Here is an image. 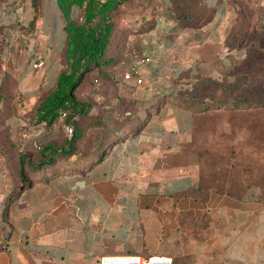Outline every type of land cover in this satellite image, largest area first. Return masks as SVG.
Here are the masks:
<instances>
[{
  "label": "crops",
  "instance_id": "0c3cea01",
  "mask_svg": "<svg viewBox=\"0 0 264 264\" xmlns=\"http://www.w3.org/2000/svg\"><path fill=\"white\" fill-rule=\"evenodd\" d=\"M2 1L0 264H109L111 258H125V264L134 258L139 264H264V185L203 181L191 148L196 112L179 100L162 99L177 91L162 90L144 105L149 116L137 133L130 132L143 118L111 129L124 131V138L83 171L60 168L23 186L19 157L26 152L9 134L18 119L9 110L19 113L23 105L32 111L53 89L67 65L66 21L57 0H17L30 1L27 20L37 38L26 39L5 23ZM149 1L116 17L119 33L110 49L116 60L99 75L119 79L111 67L145 56L141 76L152 87L187 78L190 86L202 78L233 79L248 52L232 45L246 19L243 0H177L183 16L173 0ZM256 5L262 10L256 28L264 30V0ZM39 57L45 66L34 68ZM60 123L65 130L74 126L59 117L37 128ZM47 144L53 143L37 148V155Z\"/></svg>",
  "mask_w": 264,
  "mask_h": 264
},
{
  "label": "rangeland",
  "instance_id": "374dc122",
  "mask_svg": "<svg viewBox=\"0 0 264 264\" xmlns=\"http://www.w3.org/2000/svg\"><path fill=\"white\" fill-rule=\"evenodd\" d=\"M258 2L260 0H243L245 28L249 32L257 29L259 15L262 12L261 7L256 5ZM2 4L1 13L10 29L15 26L14 28L25 35L26 39L37 38L36 32L31 33L27 20L31 10L30 1L3 0ZM173 4L172 8H175L174 1ZM75 17L81 20V10L75 11ZM144 57H140L138 61ZM137 62L134 61L126 67L124 60L122 62L124 69L120 68L121 66L115 69L111 67L113 72L119 74V79L92 73L77 89L76 97L93 106L92 113L77 120L76 127L82 133V137L76 143L77 151L90 152L97 139L111 129L133 124L139 118L146 120L149 114L144 112V105L154 102L162 90L178 92L191 88L190 83L193 82H189L188 78L171 82L165 87L150 86L154 84L153 81L144 76V84L140 86L123 83L120 80L122 74ZM263 64L257 60L249 68L248 79L245 82L249 84L248 94L251 99H254L253 95L260 90V86L264 87ZM96 78L100 80L97 87L94 85ZM22 107L23 105L19 113L16 110H9L10 115L17 114L20 120L17 119L8 129L10 135L18 138L19 150L34 154L37 148L46 143L60 147L71 140L72 136L67 134L64 124H57L53 128H37L32 111L28 108L24 110ZM195 119L191 148L199 156L203 181L222 185L228 183L264 185V102L240 103L235 106L226 103L222 106L209 107L196 112ZM1 122L0 128L5 131L3 121ZM18 122L22 124L16 125Z\"/></svg>",
  "mask_w": 264,
  "mask_h": 264
},
{
  "label": "trees",
  "instance_id": "16d2710c",
  "mask_svg": "<svg viewBox=\"0 0 264 264\" xmlns=\"http://www.w3.org/2000/svg\"><path fill=\"white\" fill-rule=\"evenodd\" d=\"M173 1L175 10L183 16L185 7L177 0ZM149 2V0H57L66 21L67 65L58 75L53 89L32 110L33 121L36 124L53 125L60 112L65 111L67 120L73 121L75 130L71 140L60 147L47 144L40 148L38 155L20 154L19 173L24 187L48 171L57 172L60 168L69 166L83 171L93 164L94 160L99 161L116 141L124 138V131H110L97 139L90 152L77 151L76 143L82 137V133L76 127V117L88 116L91 104L79 100L76 91L84 83L87 75L93 72L100 74L104 67L115 62L116 58L110 54V49L119 33L116 17L123 10L128 12L143 8ZM33 3L36 5L37 0H33ZM76 10H81L80 21L75 17ZM245 21L238 26V33L234 35L232 45L247 48L248 52L244 60L235 65L232 80L202 78L189 90H179L175 95L163 96V101L179 100L195 112L226 103L235 106L240 103L264 102V87L260 86V90L253 95L254 99H251L248 94L249 84L245 82L248 79L249 68L257 60H260L261 64L264 63V30L254 28L249 32L245 28ZM143 124L144 120L130 133H137ZM81 165L84 166L81 168Z\"/></svg>",
  "mask_w": 264,
  "mask_h": 264
},
{
  "label": "built area",
  "instance_id": "2783aa9c",
  "mask_svg": "<svg viewBox=\"0 0 264 264\" xmlns=\"http://www.w3.org/2000/svg\"><path fill=\"white\" fill-rule=\"evenodd\" d=\"M148 60H149L148 57H144V58L140 59L130 69H128L127 71L124 72L123 79L126 82H129V83L131 82L135 85H141L143 83V78L141 76L142 65H143V63L147 62ZM33 66H34V68H41V67L45 66V60L43 58L39 57L33 62ZM97 81L98 80H95V82H97ZM59 117L63 118V119L66 118L67 112L61 111ZM66 131H67L69 136H72L74 133L73 124H68L66 126ZM138 264H139V262H138Z\"/></svg>",
  "mask_w": 264,
  "mask_h": 264
},
{
  "label": "water",
  "instance_id": "95a60500",
  "mask_svg": "<svg viewBox=\"0 0 264 264\" xmlns=\"http://www.w3.org/2000/svg\"><path fill=\"white\" fill-rule=\"evenodd\" d=\"M109 264H125L128 260L125 258H111L108 260ZM133 264H138V258L132 260Z\"/></svg>",
  "mask_w": 264,
  "mask_h": 264
}]
</instances>
